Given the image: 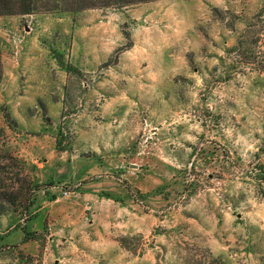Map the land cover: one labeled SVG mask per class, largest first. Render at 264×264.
<instances>
[{
	"label": "rangeland",
	"instance_id": "1",
	"mask_svg": "<svg viewBox=\"0 0 264 264\" xmlns=\"http://www.w3.org/2000/svg\"><path fill=\"white\" fill-rule=\"evenodd\" d=\"M259 51L264 0L0 16V264H264Z\"/></svg>",
	"mask_w": 264,
	"mask_h": 264
},
{
	"label": "trees",
	"instance_id": "2",
	"mask_svg": "<svg viewBox=\"0 0 264 264\" xmlns=\"http://www.w3.org/2000/svg\"><path fill=\"white\" fill-rule=\"evenodd\" d=\"M154 0H0V16L4 15H26L30 14L39 8L49 12L51 10L63 9L64 11H77L92 8H106V7H124L136 3H144ZM250 35V27L239 37L236 50L240 51L242 48L248 46L247 38ZM258 40H255L253 46L258 44ZM253 59L245 64H253L258 66L261 70H264V56H261L262 52H253ZM255 54V57H254ZM2 63L0 55V81L2 79ZM31 195V189L29 184L17 179L11 188L3 186L2 180H0V214L5 212L6 206L15 205L17 201L23 199L25 202L29 201ZM25 207V206H24ZM27 207H25L26 209ZM187 259V258H186ZM185 259V260H186ZM186 264H222L220 260L211 258L206 255H191Z\"/></svg>",
	"mask_w": 264,
	"mask_h": 264
}]
</instances>
